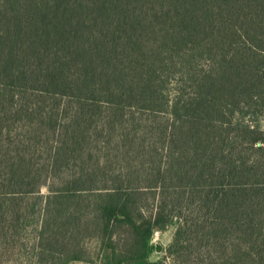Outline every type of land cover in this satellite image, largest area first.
Instances as JSON below:
<instances>
[{"label":"trees","instance_id":"1","mask_svg":"<svg viewBox=\"0 0 264 264\" xmlns=\"http://www.w3.org/2000/svg\"><path fill=\"white\" fill-rule=\"evenodd\" d=\"M261 118L264 0H0V238L264 264Z\"/></svg>","mask_w":264,"mask_h":264},{"label":"rangeland","instance_id":"2","mask_svg":"<svg viewBox=\"0 0 264 264\" xmlns=\"http://www.w3.org/2000/svg\"><path fill=\"white\" fill-rule=\"evenodd\" d=\"M258 125L261 128H264V118L259 120ZM45 190L42 189L41 194H45ZM175 232V226H171L164 231L154 230L151 236L150 241V251L145 260V262H149V264H170V260L167 255V248L170 245L173 235ZM33 235V234H32ZM31 235V236H32ZM30 237H25L22 242L27 245L24 248V245L9 243V245L1 240L0 238V264H36L33 258V252L29 248L31 244ZM155 244H159L161 246V251L155 252ZM89 260L86 262H74L70 264H100L99 263V254H98V244L93 242L88 246ZM101 254V252H100ZM145 262H135L129 264H145ZM101 264H112L110 253L108 251H103Z\"/></svg>","mask_w":264,"mask_h":264},{"label":"water","instance_id":"3","mask_svg":"<svg viewBox=\"0 0 264 264\" xmlns=\"http://www.w3.org/2000/svg\"><path fill=\"white\" fill-rule=\"evenodd\" d=\"M161 251V246L159 244H155V252H160Z\"/></svg>","mask_w":264,"mask_h":264},{"label":"crops","instance_id":"4","mask_svg":"<svg viewBox=\"0 0 264 264\" xmlns=\"http://www.w3.org/2000/svg\"><path fill=\"white\" fill-rule=\"evenodd\" d=\"M102 259V258H101ZM101 259H100V261H99V263L101 264Z\"/></svg>","mask_w":264,"mask_h":264}]
</instances>
